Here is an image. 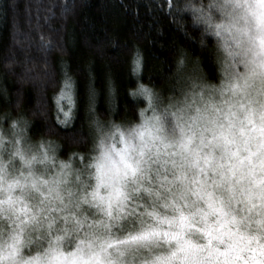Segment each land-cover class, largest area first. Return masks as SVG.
Masks as SVG:
<instances>
[{"label": "clouds", "instance_id": "9594fccd", "mask_svg": "<svg viewBox=\"0 0 264 264\" xmlns=\"http://www.w3.org/2000/svg\"><path fill=\"white\" fill-rule=\"evenodd\" d=\"M176 6L196 51L147 80L134 52L131 109L77 142L0 112V264H264V0Z\"/></svg>", "mask_w": 264, "mask_h": 264}, {"label": "trees", "instance_id": "16d2710c", "mask_svg": "<svg viewBox=\"0 0 264 264\" xmlns=\"http://www.w3.org/2000/svg\"><path fill=\"white\" fill-rule=\"evenodd\" d=\"M194 38L176 0H0V89L7 90L0 92V112L22 108L34 134L72 144L90 103L101 113L131 109L134 52H143L144 79H155L178 47L196 51ZM68 78L77 119L62 128L55 97Z\"/></svg>", "mask_w": 264, "mask_h": 264}, {"label": "snow or ice", "instance_id": "6c2138e0", "mask_svg": "<svg viewBox=\"0 0 264 264\" xmlns=\"http://www.w3.org/2000/svg\"><path fill=\"white\" fill-rule=\"evenodd\" d=\"M137 56H139V52H137ZM137 65H138V60H137ZM72 88V85L70 83V78L65 79L64 81V87L60 91L59 95L55 97V101L57 106H60L61 101L66 100L67 104L71 107L74 105V100H73V95L70 89ZM62 110V107L60 108Z\"/></svg>", "mask_w": 264, "mask_h": 264}, {"label": "rangeland", "instance_id": "374dc122", "mask_svg": "<svg viewBox=\"0 0 264 264\" xmlns=\"http://www.w3.org/2000/svg\"><path fill=\"white\" fill-rule=\"evenodd\" d=\"M64 87V86H63ZM63 89V88H62ZM61 89V90H62ZM70 91L72 92V90L70 89ZM59 95V94H58ZM57 95V96H58ZM72 95H73V93H72ZM69 105L67 104V101L66 100H64V101H61V103H60V106L58 107L57 106V109H58V113H59V117L61 118V113H60V108L62 107V108H64L65 110H67V107H68Z\"/></svg>", "mask_w": 264, "mask_h": 264}]
</instances>
